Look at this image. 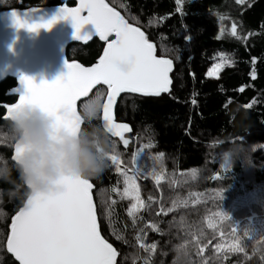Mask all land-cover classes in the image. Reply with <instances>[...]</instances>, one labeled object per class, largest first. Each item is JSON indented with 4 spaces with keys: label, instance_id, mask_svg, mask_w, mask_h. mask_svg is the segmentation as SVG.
<instances>
[{
    "label": "trees",
    "instance_id": "1",
    "mask_svg": "<svg viewBox=\"0 0 264 264\" xmlns=\"http://www.w3.org/2000/svg\"><path fill=\"white\" fill-rule=\"evenodd\" d=\"M105 1L144 31L158 55L174 63L168 93L120 96L114 114L133 128L124 137L128 145L105 133L121 168L135 169L134 157L141 159L136 181L143 207L133 208L131 198L123 195L124 175L110 161L99 176L89 178L99 228L116 249V264H174L180 245L191 264H264V150L252 152L250 169L238 154L225 167L221 158L230 148L264 145V0H181L180 11L176 0ZM63 3L0 0V12ZM233 24L239 39L231 35ZM104 47L99 38L88 45L70 43L67 60L92 65ZM222 55L231 63L209 76ZM17 83L14 77L0 83V135L8 132L4 105L18 100ZM97 92L105 100L107 86L98 85L78 104L79 112ZM101 116L102 110L89 126L101 127ZM14 145L0 141V156L10 164ZM193 171V179H184ZM153 172L162 175L159 182ZM164 172L176 176L171 180ZM9 187L0 183V191ZM26 195L21 188L14 198L0 197V264H18L6 240ZM233 242L243 251H229ZM141 243L156 247L145 251Z\"/></svg>",
    "mask_w": 264,
    "mask_h": 264
},
{
    "label": "snow or ice",
    "instance_id": "2",
    "mask_svg": "<svg viewBox=\"0 0 264 264\" xmlns=\"http://www.w3.org/2000/svg\"><path fill=\"white\" fill-rule=\"evenodd\" d=\"M244 0H236L242 4ZM177 11H180L181 0H176ZM12 11L13 22L18 28H26L36 32L41 28L50 29L57 20L70 19L75 30L74 39L88 41L92 36L105 42L103 54L98 62L91 67L79 63L65 61L66 74L52 82L42 81L37 84L28 76L21 75L19 83L23 91L13 104L4 105L7 119L20 106L33 104L40 106L54 115L67 131L80 126V117L76 110V101L85 96L95 85L107 86L106 99L102 100V125L105 133L119 137L125 146L129 141L124 133L129 132L127 124L116 123L113 118V106L121 93H139L144 96H160L169 91L172 70L171 59L158 58L153 43L145 36L139 27L129 23L119 12L109 7L105 0H79L78 7L61 6L58 15L43 23H28L23 17L34 14ZM86 13V15H83ZM152 23V21H150ZM85 25H91L93 31L81 34ZM231 35L237 36L236 25L233 24ZM114 36L113 39H109ZM255 61H253L254 63ZM231 61L222 57L221 63L213 65L209 76H217L220 69ZM253 73V78H254ZM16 91H19L18 89ZM102 92L96 96L102 97ZM196 103L195 100L192 101ZM100 110V111H101ZM64 115L61 116L60 114ZM22 151L15 144L14 161ZM134 166L137 172L140 168ZM108 161L124 175V196H132L139 207V191L134 180L123 173L120 167L123 163L115 154V147L108 156ZM226 163L222 165L225 167ZM157 182L160 175L152 173ZM93 185L88 178L60 177L55 187L38 194H27L23 206L11 219L10 233L7 236V252L14 256L19 264H116L117 252L112 244L105 240L98 227L96 209L90 190ZM137 204L133 208H137ZM171 211V209H169ZM132 210H129V215ZM227 218V217H223ZM153 231H158L155 225ZM209 227H212L209 224ZM196 239V237H193ZM117 239H120L117 236ZM139 243V238L138 241ZM145 251L155 249L153 244ZM184 248V245L178 246ZM229 251H243V248L233 242ZM198 252H203L200 248Z\"/></svg>",
    "mask_w": 264,
    "mask_h": 264
},
{
    "label": "clouds",
    "instance_id": "3",
    "mask_svg": "<svg viewBox=\"0 0 264 264\" xmlns=\"http://www.w3.org/2000/svg\"><path fill=\"white\" fill-rule=\"evenodd\" d=\"M101 108L102 99L98 96L81 105L80 126L72 131H67L40 106L24 104L17 108L9 117L8 132L0 135V141L18 143L22 151L11 164L0 156V183L10 185L6 192L0 191V197L14 198L21 188H26L27 194L46 193L60 177L99 176L108 166L112 151L104 130L89 126ZM239 151L226 150L224 163L231 165ZM174 264H191L186 249L177 248Z\"/></svg>",
    "mask_w": 264,
    "mask_h": 264
},
{
    "label": "water",
    "instance_id": "4",
    "mask_svg": "<svg viewBox=\"0 0 264 264\" xmlns=\"http://www.w3.org/2000/svg\"><path fill=\"white\" fill-rule=\"evenodd\" d=\"M62 1L64 3L59 5L37 7L30 9H12V10L0 12V83L6 80L8 77L16 78L18 83L14 89V92L18 96L23 91L22 86L19 83V79L21 75L32 78L34 82L37 84L41 83L42 81L52 82L56 78L62 76L63 74H66L67 72V68L65 66V61L67 60L66 49L70 43L75 42L83 45H88L94 39L98 38L96 36H92V38L88 41H78L74 39L75 30L72 26V22L70 19L57 20V22L54 23L50 29L41 28L36 32H30L26 28H18L13 22V18L11 16L12 11H17L19 13L35 12L34 14L29 16H24L23 18L28 23H43L57 16L58 10L61 6L75 8L78 7L79 5V0H62ZM72 2H74L75 4L70 5L69 3ZM105 3L107 2L105 1ZM109 7L112 6L109 5ZM112 8L122 15V13L118 9L114 7ZM83 15H86V13H83ZM128 22L131 23L130 21ZM133 26L138 27L134 24ZM91 31H93L92 26L85 25L81 29V34ZM141 31L143 30L141 29ZM113 38L114 36L109 37V39H113ZM102 42L105 43L104 41ZM154 48H155V54L157 55L158 58L170 59L168 57H162L158 55L155 45ZM69 63H79L81 66L84 67H91L96 64L94 63L92 65H84L83 63L80 62H69ZM173 72H174V63L172 70L169 73V77L171 79L169 90L172 85ZM98 85L100 84L95 85L85 96H82L77 99L75 107L78 114H79L78 104L82 100L91 96L93 91ZM17 89L19 91H16ZM166 93H161V94H166ZM122 94L123 93H121L117 97L116 103L113 106V118H114V122L127 124L129 126L130 131L124 133V137H129L133 134L132 126L129 123L118 121L114 114L115 106ZM6 117H7V113L5 115V119L8 120ZM108 135L111 136V134ZM114 138H119V137H114ZM14 154H15V145H14ZM93 203L96 209L94 198H93ZM97 223H98V219H97ZM102 237L106 240V238L103 235ZM113 248L115 249L114 246ZM17 263L19 264L18 261Z\"/></svg>",
    "mask_w": 264,
    "mask_h": 264
},
{
    "label": "rangeland",
    "instance_id": "5",
    "mask_svg": "<svg viewBox=\"0 0 264 264\" xmlns=\"http://www.w3.org/2000/svg\"><path fill=\"white\" fill-rule=\"evenodd\" d=\"M9 1H11V0H1V3L2 4H5V3H7V2H9ZM222 57H224V58H226L225 56H220V58L213 64V65H215V64H219V63H221V58ZM212 68H213V66H212ZM211 68V69H212ZM210 69V70H211ZM222 69V68H221ZM220 69V70H221ZM259 147H261L263 150H264V145H257V146H255V147H247V148H245V147H236V149H239L240 151L237 153L240 157H241V160L244 162V165H245V169H250L251 168V154H252V152H254V151H256L255 149L256 148H259ZM140 157H141V155H139ZM221 157V156H220ZM222 163H223V165L225 164L224 163V161H223V154H222ZM163 161V162H162ZM161 161V164L163 165V170L165 171V168H164V166H165V163H164V160H162ZM141 162V159H138V160H136V163H137V165L139 164ZM225 166H227V164L225 165ZM205 168H208V166H206V167H204V168H202V169H199V173H204L203 171L205 170ZM122 170H123V173L124 174H127L128 176H130L133 180H134V182H135V184H136V186H137V188H138V184H137V181H136V170L134 169V168H124V167H122ZM129 171V172H128ZM129 173H131L133 176H131V175H129ZM193 174H195L196 175V172L195 171H193L191 174H188V175H184V179H193V176H195V175H193ZM164 175H165V178H171V180L176 176V174H174V173H172V174H170V173H166V172H164ZM160 176L162 177V175L160 174ZM145 177V176H144ZM139 182V181H138ZM129 198H131V200H132V205H134V204H137L138 205V202L130 195V196H128ZM140 201V200H139Z\"/></svg>",
    "mask_w": 264,
    "mask_h": 264
}]
</instances>
